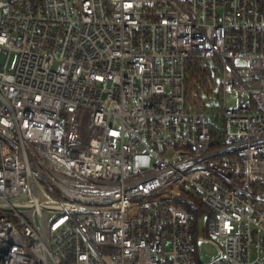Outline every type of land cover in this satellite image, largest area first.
<instances>
[{"label":"built area","instance_id":"built-area-1","mask_svg":"<svg viewBox=\"0 0 264 264\" xmlns=\"http://www.w3.org/2000/svg\"><path fill=\"white\" fill-rule=\"evenodd\" d=\"M0 264H264V0H0Z\"/></svg>","mask_w":264,"mask_h":264},{"label":"rangeland","instance_id":"rangeland-1","mask_svg":"<svg viewBox=\"0 0 264 264\" xmlns=\"http://www.w3.org/2000/svg\"><path fill=\"white\" fill-rule=\"evenodd\" d=\"M15 63H16V55L13 56L12 61L10 63V70L13 69L15 67ZM237 96L235 93H231L228 95L227 98V103L229 107H235L237 104ZM91 120V113L90 112H86L83 115V119H82V131L85 132L87 130V127L89 126ZM198 253H199V257L200 260L203 263H207L209 262L213 256H211L210 251L208 249V247L205 244H200L198 247Z\"/></svg>","mask_w":264,"mask_h":264},{"label":"trees","instance_id":"trees-1","mask_svg":"<svg viewBox=\"0 0 264 264\" xmlns=\"http://www.w3.org/2000/svg\"><path fill=\"white\" fill-rule=\"evenodd\" d=\"M205 212V208L198 209L196 211H193V222H194V227H197L198 225V220L199 216Z\"/></svg>","mask_w":264,"mask_h":264}]
</instances>
